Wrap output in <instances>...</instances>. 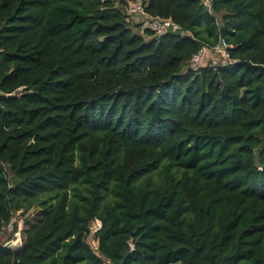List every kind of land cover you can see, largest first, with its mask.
<instances>
[{
  "label": "trees",
  "instance_id": "16d2710c",
  "mask_svg": "<svg viewBox=\"0 0 264 264\" xmlns=\"http://www.w3.org/2000/svg\"><path fill=\"white\" fill-rule=\"evenodd\" d=\"M137 1L0 0V264H264V0Z\"/></svg>",
  "mask_w": 264,
  "mask_h": 264
},
{
  "label": "built area",
  "instance_id": "2783aa9c",
  "mask_svg": "<svg viewBox=\"0 0 264 264\" xmlns=\"http://www.w3.org/2000/svg\"><path fill=\"white\" fill-rule=\"evenodd\" d=\"M201 1L206 7H210V0ZM128 11L131 15V19H126L127 21L131 24H140L142 28L149 29L153 32L162 33L168 31V29L178 28L170 18L147 17L144 5L140 1L134 2V4L128 8ZM229 47L230 45L223 37H219V40L214 47H200L196 53L191 56L186 71L197 72L206 67L232 64L234 60L230 57L228 51Z\"/></svg>",
  "mask_w": 264,
  "mask_h": 264
},
{
  "label": "rangeland",
  "instance_id": "374dc122",
  "mask_svg": "<svg viewBox=\"0 0 264 264\" xmlns=\"http://www.w3.org/2000/svg\"><path fill=\"white\" fill-rule=\"evenodd\" d=\"M134 1L135 0H128V4L125 6L124 11L127 20L131 19L130 18L131 15L129 14L128 8L134 4ZM131 27L132 30L135 32H140L143 29L140 24H131ZM29 213H30L28 215L29 221L35 222L38 218V215L36 214V209L30 210ZM23 216L18 212L16 213V215L13 216L11 221L6 225L4 232L0 234V242L4 243L6 246H12V247H18L21 244L22 230L25 227L24 226L25 218ZM14 224H16V230L13 231ZM99 225L100 222L98 220H94L90 225L91 235L88 237L87 242L89 243V245L93 250L97 248V242L92 237V235L93 232L99 227Z\"/></svg>",
  "mask_w": 264,
  "mask_h": 264
},
{
  "label": "water",
  "instance_id": "95a60500",
  "mask_svg": "<svg viewBox=\"0 0 264 264\" xmlns=\"http://www.w3.org/2000/svg\"><path fill=\"white\" fill-rule=\"evenodd\" d=\"M6 246V245H5Z\"/></svg>",
  "mask_w": 264,
  "mask_h": 264
}]
</instances>
